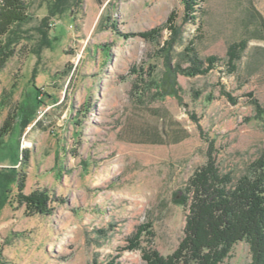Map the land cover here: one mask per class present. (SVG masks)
Segmentation results:
<instances>
[{
	"label": "rangeland",
	"instance_id": "1",
	"mask_svg": "<svg viewBox=\"0 0 264 264\" xmlns=\"http://www.w3.org/2000/svg\"><path fill=\"white\" fill-rule=\"evenodd\" d=\"M199 1L194 24L183 0H27L0 71V99L12 95L0 129L16 114L0 145V264L166 259L185 237L195 172L212 158L237 182L262 156L264 0ZM191 43L206 74L191 71ZM20 174L25 195L49 193L51 215L16 204ZM252 258L242 241L222 264Z\"/></svg>",
	"mask_w": 264,
	"mask_h": 264
},
{
	"label": "trees",
	"instance_id": "2",
	"mask_svg": "<svg viewBox=\"0 0 264 264\" xmlns=\"http://www.w3.org/2000/svg\"><path fill=\"white\" fill-rule=\"evenodd\" d=\"M56 1V0H55ZM187 18L194 24L200 13L201 1L183 0ZM27 0H0V71L15 55L11 42L6 39L16 33L30 20ZM173 17V16H172ZM172 20V18H171ZM176 32V26H170ZM198 28H201L199 25ZM161 30L156 28L140 33L146 40L155 39ZM191 43L186 53L192 54L191 71L194 75L206 74L203 63L198 58ZM190 56V55H189ZM236 58V57H233ZM215 59H209L211 67ZM233 63V61H232ZM230 99V96L227 95ZM23 103L26 126L35 120V115L43 101ZM259 115L263 111L256 102ZM12 95H3L0 99V112L11 108ZM16 114L8 117L0 129V145L15 126ZM28 160V155H23ZM9 178V177H8ZM25 175H18L17 191L14 200L24 207L27 216L51 215V197L48 192L34 191L24 194ZM4 184L3 182L0 185ZM4 187V186H2ZM5 194H13L4 187ZM182 204L189 208L185 237L174 255L164 259L155 251L146 252L144 264H222L231 248L238 242L247 241L252 251L251 264H264V152L253 162L237 182L230 174L223 175L211 160L195 172L187 183Z\"/></svg>",
	"mask_w": 264,
	"mask_h": 264
}]
</instances>
